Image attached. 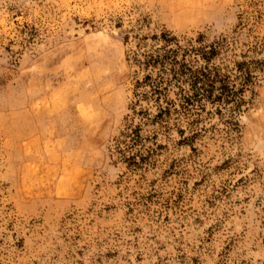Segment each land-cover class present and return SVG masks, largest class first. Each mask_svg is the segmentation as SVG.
Wrapping results in <instances>:
<instances>
[{"label":"rangeland","instance_id":"374dc122","mask_svg":"<svg viewBox=\"0 0 264 264\" xmlns=\"http://www.w3.org/2000/svg\"><path fill=\"white\" fill-rule=\"evenodd\" d=\"M163 32L262 62L235 127L124 137ZM0 264H264V0H0Z\"/></svg>","mask_w":264,"mask_h":264},{"label":"trees","instance_id":"16d2710c","mask_svg":"<svg viewBox=\"0 0 264 264\" xmlns=\"http://www.w3.org/2000/svg\"><path fill=\"white\" fill-rule=\"evenodd\" d=\"M153 40L158 43L132 53V60L142 76L135 80V101L124 135L131 145L138 142L143 126L160 123L165 129L163 124L172 115L177 119L197 116L205 111L207 104L214 106L220 115L229 114L227 123L235 127L234 116L242 94L255 79L254 69L262 62L245 54L239 55V59L235 52L228 59V52L232 50L224 37L210 43L202 39L182 43L163 32ZM143 101L154 105V114L141 106ZM136 118L138 122L133 126ZM128 160L135 164L134 158Z\"/></svg>","mask_w":264,"mask_h":264}]
</instances>
